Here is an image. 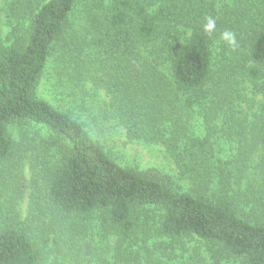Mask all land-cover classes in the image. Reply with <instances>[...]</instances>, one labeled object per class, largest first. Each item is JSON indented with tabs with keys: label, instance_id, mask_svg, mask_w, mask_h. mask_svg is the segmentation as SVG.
<instances>
[{
	"label": "trees",
	"instance_id": "obj_1",
	"mask_svg": "<svg viewBox=\"0 0 264 264\" xmlns=\"http://www.w3.org/2000/svg\"><path fill=\"white\" fill-rule=\"evenodd\" d=\"M0 10L18 22L0 41V166L27 151L9 126L43 127L58 154L46 166L47 203L64 218L99 214L114 238L113 264H264V15L247 24L249 14L230 16L225 0H2ZM102 49L124 62L115 80L124 111L137 116L125 123L127 138L161 137L174 177L120 166L79 122L37 97L52 58L97 61ZM186 114L201 120L195 138L184 135ZM188 240L208 255L178 258ZM40 255L25 225L0 230V264H41Z\"/></svg>",
	"mask_w": 264,
	"mask_h": 264
},
{
	"label": "rangeland",
	"instance_id": "obj_2",
	"mask_svg": "<svg viewBox=\"0 0 264 264\" xmlns=\"http://www.w3.org/2000/svg\"><path fill=\"white\" fill-rule=\"evenodd\" d=\"M225 2L232 17L245 10L249 14L247 24L264 15V0L248 1L251 9L246 0ZM79 8L81 10L82 5ZM16 22V18L9 20L0 10V41L5 40L10 27L18 24ZM19 22L23 23V20ZM23 29L21 25L17 38L22 37ZM60 62L56 58L48 62L37 88V97L79 122L120 166L140 173H153L163 179L174 177L178 169L170 151L161 143V137V140L145 141L127 138L125 123L137 116L133 110L128 114L124 111L127 103L122 100L121 85L115 80L125 72L121 67L124 62H114L104 52L102 56L98 53L97 61L84 54H75L74 59H63V66ZM115 63L121 67L119 70L115 69ZM242 95L246 101L253 99L249 92H242ZM253 100L259 101V97ZM183 121L184 135L194 138L200 135L199 116L186 114ZM169 125L171 123L167 121L158 125L165 136H169ZM7 134L12 140L24 142L27 151L21 159L0 166V230L11 222L25 225L41 250V264H113L114 238L101 230L99 214L64 218L46 201L49 173L46 166L51 167L58 160L56 151L45 143L51 135L34 124L11 125ZM222 142V149H229L230 146ZM249 183L251 176L245 180L243 189ZM149 248L152 249V245ZM184 248H188L191 255L184 254L178 258L188 260L192 256L208 255L207 245L198 240L185 241ZM167 260L168 257L163 258L164 262L158 264H180L177 258L174 262Z\"/></svg>",
	"mask_w": 264,
	"mask_h": 264
},
{
	"label": "clouds",
	"instance_id": "obj_3",
	"mask_svg": "<svg viewBox=\"0 0 264 264\" xmlns=\"http://www.w3.org/2000/svg\"><path fill=\"white\" fill-rule=\"evenodd\" d=\"M213 25H214V22H210L209 25H208L207 27L210 29V28L213 27ZM225 35H227V34H225Z\"/></svg>",
	"mask_w": 264,
	"mask_h": 264
}]
</instances>
